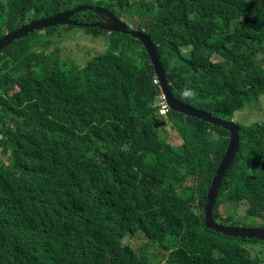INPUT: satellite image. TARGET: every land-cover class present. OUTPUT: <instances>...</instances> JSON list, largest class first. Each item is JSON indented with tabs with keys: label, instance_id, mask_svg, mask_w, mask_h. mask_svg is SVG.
Listing matches in <instances>:
<instances>
[{
	"label": "trees",
	"instance_id": "1",
	"mask_svg": "<svg viewBox=\"0 0 264 264\" xmlns=\"http://www.w3.org/2000/svg\"><path fill=\"white\" fill-rule=\"evenodd\" d=\"M82 5L149 33L183 103L231 122L264 97V0H0V38ZM72 20L101 22L91 11ZM73 28L35 31L0 53V264H153L130 251L132 240L161 231L175 243L166 264L263 263L264 242L205 224L230 133L178 112L161 117L150 56L130 35L79 27L108 47L84 65L63 60ZM237 124L240 149L214 220L249 228L221 217L222 205L244 204L264 227V121Z\"/></svg>",
	"mask_w": 264,
	"mask_h": 264
},
{
	"label": "water",
	"instance_id": "2",
	"mask_svg": "<svg viewBox=\"0 0 264 264\" xmlns=\"http://www.w3.org/2000/svg\"><path fill=\"white\" fill-rule=\"evenodd\" d=\"M91 11L99 15L102 19L101 23L86 25L78 24L76 21H70L77 13ZM75 25L79 27H98L102 30L115 33H124L138 39L146 48L147 53L151 58L155 74L158 77L163 94L166 97L167 103L173 112H178L188 117L203 120L206 123H210L215 127H221L230 133V144L225 153L223 160L221 161L216 176L212 182V187L208 194V203L205 207L206 210V227L215 232L227 235L229 237L242 238V239H256L264 242V228H244L241 226H226L215 221L213 218L214 208L216 206L219 190L225 180L227 172L230 170L237 154L240 149V127L235 122H227L219 118L213 117L205 111L198 110L192 106H189L175 97L172 92L170 82L168 79V73L162 66L160 54L157 46L151 40L150 35L141 32H134L130 28L121 22L113 13L108 9L102 7L83 5L71 12H64L58 14L54 18H47L33 21L29 25H25L22 28L7 33L0 39V53L3 49L9 46L13 41L25 38L35 31H40L46 28L54 27L57 25Z\"/></svg>",
	"mask_w": 264,
	"mask_h": 264
},
{
	"label": "rangeland",
	"instance_id": "3",
	"mask_svg": "<svg viewBox=\"0 0 264 264\" xmlns=\"http://www.w3.org/2000/svg\"><path fill=\"white\" fill-rule=\"evenodd\" d=\"M139 0H135L137 2ZM142 2H148L151 0H140ZM261 8L263 10V4L261 5ZM77 9V8H76ZM138 20L140 21V18L138 17ZM130 22H133L132 20ZM93 24V23H90ZM135 25V23H134ZM70 31L68 32V40L65 39L66 46L69 47L71 45H74L75 49H80L81 54L78 55V58H80V61L82 65L85 64L86 60L90 56L94 55H101L105 53L107 47H108V38L102 35H95V36H88L82 29L79 28H73L69 29ZM137 31V30H135ZM139 52L140 50H135V54L137 53L139 58ZM76 53L75 51H72L70 54ZM218 59V58H217ZM235 123H242L244 126H250L254 122H262L264 121V97L259 100L258 102L249 104L246 109L244 110V113H237L234 117ZM167 129L169 130L170 133V139L168 141L174 147L175 150H178L181 148L183 145V141L180 136L170 129V125L166 126ZM220 212H221V217L222 219H226L227 217L234 215L235 220H242L244 222V225L249 226V228H261L260 227V222L255 219H247L245 216L246 212V207L244 204H224L220 207ZM238 221H235L237 223ZM243 227V226H241ZM248 228V227H244ZM41 237L44 239L45 237L49 236L48 230H43L40 232ZM224 235V234H223ZM227 236V235H226ZM45 242V241H44ZM166 242L170 246H174V238L168 237L166 239ZM219 252V251H218ZM216 252L214 255L219 256L220 253ZM163 254L160 250L156 249V252L154 253L153 256V264H162L160 262V257L159 255ZM264 264V262H263Z\"/></svg>",
	"mask_w": 264,
	"mask_h": 264
},
{
	"label": "clouds",
	"instance_id": "4",
	"mask_svg": "<svg viewBox=\"0 0 264 264\" xmlns=\"http://www.w3.org/2000/svg\"><path fill=\"white\" fill-rule=\"evenodd\" d=\"M83 6V5H82ZM88 6H94V5H88ZM98 7H101V6H98ZM103 8V7H102ZM106 9V8H105ZM110 11V10H109ZM115 15V14H114ZM116 16V15H115ZM117 17V16H116ZM118 18V17H117ZM74 21V20H73ZM77 22V21H76ZM102 22V21H101ZM101 22H98V23H101ZM98 23H96V24H98ZM95 24V25H96ZM70 26H74V27H78L79 28V26H75V25H70ZM80 28H82V29H84V27H80ZM130 28V27H129ZM130 30H132V28H130ZM133 31V30H132ZM106 32H108V31H106ZM141 33H144V34H148V35H150L149 33H147L145 30H142V31H140ZM109 34H111L112 32H108ZM88 36H90V35H88ZM150 37H151V40L153 41V37L150 35ZM3 38V37H2ZM134 38V37H133ZM1 39V38H0ZM134 39H136V38H134ZM136 40H138V39H136ZM153 43L157 46V48H158V50H159V47H158V45L153 41ZM144 46V45H143ZM145 48V47H144ZM146 49V48H145ZM72 51H75L76 53H74V54H70ZM147 51V50H146ZM159 53H160V51H159ZM81 54V50L80 49H75V47H74V45H71V46H69L68 47V50H67V54H66V56L63 58V60H69V55H72V57H74L76 60H77V57H78V55H80ZM149 55V54H148ZM151 59V58H150ZM70 61V60H69ZM81 62V61H80ZM79 62V63H80ZM162 63V62H161ZM163 66V65H162ZM153 82H154V84L155 85H157L159 88H160V94H159V96H158V102H157V104H156V107L158 108V113H159V115L161 116V117H163V118H167L168 116H169V113H170V111H172L171 110V108L169 107V105H168V103H167V100H166V97H165V95L163 94V92H162V89H161V85H160V81H159V79H158V77L156 76V74H155V78H154V80H153ZM170 86H172L171 85V83H170ZM172 89V88H171ZM173 92V91H172ZM174 94V93H173ZM185 95H188V93H185ZM176 97V96H175ZM163 102H165V104L167 105V107H168V112L166 113V114H163V113H161V111H162V103ZM188 105V104H187ZM190 106V105H189ZM209 114V113H208ZM212 115V114H211ZM213 116V115H212ZM214 117V116H213ZM215 118H217V117H215ZM233 122H235L234 120H233ZM237 124V123H236ZM238 125V124H237ZM240 127V126H239ZM225 156V155H224ZM209 194V193H208ZM219 196V195H218ZM218 199V198H217ZM207 203H208V201H207ZM216 204H217V202H216ZM207 205V204H206ZM206 205H205V207H206ZM215 209V208H214ZM205 215H206V210H205ZM245 216H246V212H245ZM213 218H214V214H213ZM220 223V222H219ZM205 224H206V222H205ZM220 224H222V223H220ZM224 225V224H223ZM226 226H237V225H226ZM261 228H264V227H261ZM168 237H166L165 238V233L163 232V231H161V232H159L158 234H157V236H149V235H147V237L146 238H141V239H134V240H132V244H134L132 247H131V249H130V251L131 252H133L134 254H136V255H140V256H145V257H148L152 262H153V256H154V253L156 252V249H158V250H160L161 252H163V254H160L159 255V257H160V262L162 263V264H166V261L164 260V257H166L167 255H168V252H166L165 250H164V248H168V249H170L171 248V246L166 242V239H167ZM165 239V240H164ZM248 239V238H247ZM250 240H253V239H250ZM164 241V242H163ZM163 243V244H162ZM261 264H263V263H261Z\"/></svg>",
	"mask_w": 264,
	"mask_h": 264
},
{
	"label": "bare ground",
	"instance_id": "5",
	"mask_svg": "<svg viewBox=\"0 0 264 264\" xmlns=\"http://www.w3.org/2000/svg\"><path fill=\"white\" fill-rule=\"evenodd\" d=\"M140 1V0H139ZM139 1H137V2H139ZM95 7H98V6H95ZM71 11H73V10H65V11H62V12H60V13H64V12H71ZM111 12V11H110ZM60 13H58V14H60ZM112 13V12H111ZM58 14H56V15H54V16H52V17H48V19L49 18H54V17H56ZM114 14V13H113ZM97 15V14H96ZM99 16V15H98ZM100 17V16H99ZM42 19H47V18H42ZM73 18H70V21H73L72 20ZM100 19H101V17H100ZM118 19H120L121 20V22L122 23H124L125 25H127L128 27H130V28H132L131 26H129V24L127 23V21H125V20H123V19H121V18H118ZM41 20V19H40ZM101 21H102V19H101ZM32 23V22H31ZM31 23H29V24H31ZM78 24H86V23H80V22H77ZM29 24H25V25H29ZM24 25V26H25ZM67 25H69V24H64V25H62V26H67ZM86 25H92V24H86ZM57 26H59V25H57ZM54 27H56V26H54ZM50 28H52V27H50ZM84 28H86V27H84ZM92 28H98V27H91V28H89V29H92ZM47 29V28H46ZM99 30H101V31H105V30H102V29H100V28H98ZM132 30L134 31V32H140V31H135V29H133L132 28ZM113 33H115V32H113ZM117 34H122V35H127V34H124V33H117ZM159 51V50H158ZM160 54V53H159ZM160 58H161V55H160Z\"/></svg>",
	"mask_w": 264,
	"mask_h": 264
},
{
	"label": "built area",
	"instance_id": "6",
	"mask_svg": "<svg viewBox=\"0 0 264 264\" xmlns=\"http://www.w3.org/2000/svg\"><path fill=\"white\" fill-rule=\"evenodd\" d=\"M167 112H168V107L165 104V102H163L162 103V111H161V113L166 114Z\"/></svg>",
	"mask_w": 264,
	"mask_h": 264
}]
</instances>
